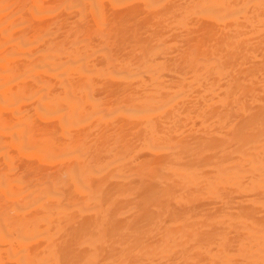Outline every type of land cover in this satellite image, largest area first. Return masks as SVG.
Listing matches in <instances>:
<instances>
[{
    "label": "bare ground",
    "instance_id": "bare-ground-1",
    "mask_svg": "<svg viewBox=\"0 0 264 264\" xmlns=\"http://www.w3.org/2000/svg\"><path fill=\"white\" fill-rule=\"evenodd\" d=\"M0 0V264H264V0Z\"/></svg>",
    "mask_w": 264,
    "mask_h": 264
},
{
    "label": "rangeland",
    "instance_id": "rangeland-1",
    "mask_svg": "<svg viewBox=\"0 0 264 264\" xmlns=\"http://www.w3.org/2000/svg\"><path fill=\"white\" fill-rule=\"evenodd\" d=\"M13 1H15L18 5H21L20 3H22L23 1H26V0H13ZM48 1H51V0H48ZM0 9H1V6H0Z\"/></svg>",
    "mask_w": 264,
    "mask_h": 264
}]
</instances>
